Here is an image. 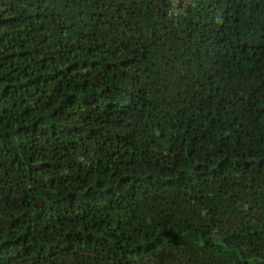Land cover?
<instances>
[{"label":"trees","instance_id":"1","mask_svg":"<svg viewBox=\"0 0 264 264\" xmlns=\"http://www.w3.org/2000/svg\"><path fill=\"white\" fill-rule=\"evenodd\" d=\"M0 0V264H264V0Z\"/></svg>","mask_w":264,"mask_h":264},{"label":"built area","instance_id":"2","mask_svg":"<svg viewBox=\"0 0 264 264\" xmlns=\"http://www.w3.org/2000/svg\"><path fill=\"white\" fill-rule=\"evenodd\" d=\"M172 1V3H171V5H172V11L174 12V7H175V5H176V0H171Z\"/></svg>","mask_w":264,"mask_h":264}]
</instances>
